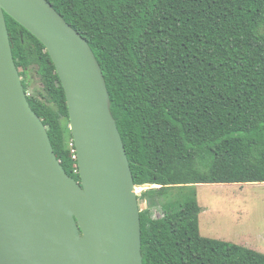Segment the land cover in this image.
<instances>
[{
	"label": "trees",
	"instance_id": "obj_1",
	"mask_svg": "<svg viewBox=\"0 0 264 264\" xmlns=\"http://www.w3.org/2000/svg\"><path fill=\"white\" fill-rule=\"evenodd\" d=\"M46 1L92 48L135 185L158 186L146 196L264 184V0ZM5 17L16 66L29 47L56 110L28 101L79 182L56 68L35 36ZM183 199L158 219L141 212L143 264H264L263 253L203 237L196 194Z\"/></svg>",
	"mask_w": 264,
	"mask_h": 264
},
{
	"label": "water",
	"instance_id": "obj_2",
	"mask_svg": "<svg viewBox=\"0 0 264 264\" xmlns=\"http://www.w3.org/2000/svg\"><path fill=\"white\" fill-rule=\"evenodd\" d=\"M5 14L46 48L80 181L67 175L16 66ZM101 66L46 0H0V264H143L141 214Z\"/></svg>",
	"mask_w": 264,
	"mask_h": 264
},
{
	"label": "rangeland",
	"instance_id": "obj_3",
	"mask_svg": "<svg viewBox=\"0 0 264 264\" xmlns=\"http://www.w3.org/2000/svg\"><path fill=\"white\" fill-rule=\"evenodd\" d=\"M26 50V63L19 68V72L26 85L27 97L55 109L29 47ZM64 126L70 129V122L68 125L64 122ZM155 188L158 186L137 188L140 210L148 209L152 218L158 219L167 210H176L183 197L196 194L202 209L200 233L203 237L231 242L264 254V184L197 185L168 189L160 196L145 195ZM208 230L210 232L206 233Z\"/></svg>",
	"mask_w": 264,
	"mask_h": 264
},
{
	"label": "built area",
	"instance_id": "obj_4",
	"mask_svg": "<svg viewBox=\"0 0 264 264\" xmlns=\"http://www.w3.org/2000/svg\"><path fill=\"white\" fill-rule=\"evenodd\" d=\"M69 146H70L71 148H73V150H72V152H73V154H74V155H73V159L77 160L76 150H75V147H74L73 139L70 140Z\"/></svg>",
	"mask_w": 264,
	"mask_h": 264
},
{
	"label": "crops",
	"instance_id": "obj_5",
	"mask_svg": "<svg viewBox=\"0 0 264 264\" xmlns=\"http://www.w3.org/2000/svg\"><path fill=\"white\" fill-rule=\"evenodd\" d=\"M210 231L208 230V231H206V233H209Z\"/></svg>",
	"mask_w": 264,
	"mask_h": 264
}]
</instances>
